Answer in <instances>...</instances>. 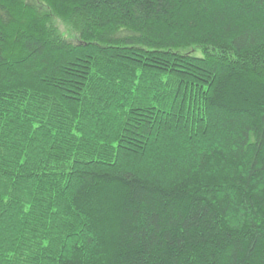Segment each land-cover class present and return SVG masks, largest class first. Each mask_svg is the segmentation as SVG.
Here are the masks:
<instances>
[{
  "label": "trees",
  "instance_id": "trees-1",
  "mask_svg": "<svg viewBox=\"0 0 264 264\" xmlns=\"http://www.w3.org/2000/svg\"><path fill=\"white\" fill-rule=\"evenodd\" d=\"M0 264H264V0H0Z\"/></svg>",
  "mask_w": 264,
  "mask_h": 264
},
{
  "label": "rangeland",
  "instance_id": "rangeland-1",
  "mask_svg": "<svg viewBox=\"0 0 264 264\" xmlns=\"http://www.w3.org/2000/svg\"><path fill=\"white\" fill-rule=\"evenodd\" d=\"M56 25H57L58 28H60L61 31H63L65 33V35H67L69 37V32L64 27V25L62 26L60 21H56Z\"/></svg>",
  "mask_w": 264,
  "mask_h": 264
}]
</instances>
